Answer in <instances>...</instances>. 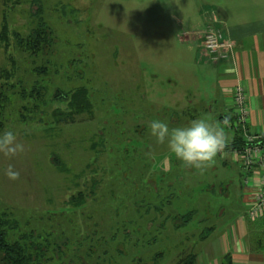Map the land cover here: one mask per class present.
<instances>
[{"label":"rangeland","instance_id":"1","mask_svg":"<svg viewBox=\"0 0 264 264\" xmlns=\"http://www.w3.org/2000/svg\"><path fill=\"white\" fill-rule=\"evenodd\" d=\"M41 3L38 17L34 0H0V32L3 17L9 27L7 47L0 37V89L8 95L0 133L16 132L25 149L0 154V214L18 224L9 240L32 233L39 244L49 241L45 264H180L189 253L197 261L212 257L210 243L241 213V168L223 169L219 152L200 168L186 166L151 136L148 124L160 119L173 128L204 118L226 133L204 106L216 90L212 73L184 39L208 12L247 9L255 16L264 0ZM40 18L54 43L33 54L18 42ZM201 35L204 40L206 32ZM78 87L88 89L90 112L58 123L59 111L71 109L49 98L57 88ZM10 164L20 174L16 180L5 175ZM79 191L76 204L71 196Z\"/></svg>","mask_w":264,"mask_h":264},{"label":"crops","instance_id":"2","mask_svg":"<svg viewBox=\"0 0 264 264\" xmlns=\"http://www.w3.org/2000/svg\"><path fill=\"white\" fill-rule=\"evenodd\" d=\"M217 11L218 14L215 11L206 13L203 20L196 24V31L184 40L190 45L188 48L197 51L202 64L200 66L209 67L206 71L209 76L212 73L211 77L215 81L214 97H207L204 106L211 108L209 112L215 113L226 129V144L224 152H219V164L223 169L238 165L243 173L244 184L240 200L241 213L218 234L217 243H210L208 255L212 257L198 260L199 263L196 260L194 264H226L229 261L227 256L231 264H264V212L254 220L248 216L260 187L258 168L248 167L243 159L248 136H264V9L255 16H248L247 9L229 12L220 8ZM233 13L238 14L233 16ZM208 28L218 31L222 36V42L228 46L223 53L206 52L201 47V34ZM238 85L243 86L247 94L245 128L229 127L225 123V119L229 123L236 122L233 92ZM213 108H217V111L214 112ZM229 144L235 148L227 147ZM224 213L220 212L219 218H223Z\"/></svg>","mask_w":264,"mask_h":264},{"label":"trees","instance_id":"3","mask_svg":"<svg viewBox=\"0 0 264 264\" xmlns=\"http://www.w3.org/2000/svg\"><path fill=\"white\" fill-rule=\"evenodd\" d=\"M34 3H36L38 6L37 11H35L34 15H37L39 17V15H41L43 11L41 0H34ZM15 36L19 41L23 39L18 33H16ZM0 37L2 40L6 41H3V45L4 47H7L9 45V43L7 42L9 38V27L6 22V17H3V26L0 32ZM53 41L54 37L52 29L42 20V18H40L37 26L32 29V31L25 38V42H18V44L26 46V48L33 54H39L41 52H44V50H49L54 43ZM39 71L44 72L45 67L41 66ZM5 76H9V72L7 71V69L5 72ZM42 95L43 94L38 95L40 97L37 101L42 102ZM88 98H90V95L86 87H78L74 89L72 88L67 91L62 90L61 88H57L54 94H52L51 98H49V100L58 102L59 104L64 103L67 109H71L68 111H59L61 112L60 114L63 115V119L58 120L57 122H74V118L77 113L88 110L90 112V105L92 104V102H90ZM7 99L8 95H5L3 89L1 88L0 118L2 117V111ZM1 126H3V123L0 121V128ZM226 146L235 148V146L230 144ZM81 196H83V192L79 191L76 195H72L71 199L73 201L75 200L74 203L78 204V199H81ZM5 216V214H0V264H45L46 262H48V260H50V257L47 256V253L45 251L46 249H44L43 247H48L49 241H47L46 244H39L33 239L32 233H28L27 237L25 236L26 238H23L22 240L18 238L12 243V240H9L10 234H8V231L10 229L18 227V224L16 223V220H11L9 218L5 220ZM190 220V216L187 217L184 221V225H186L185 223L190 222ZM28 238L30 239V242L28 241ZM196 258L197 255L195 253L186 254V256L181 260L180 264H194ZM226 258L229 260L226 264H231L230 257L227 256Z\"/></svg>","mask_w":264,"mask_h":264},{"label":"clouds","instance_id":"4","mask_svg":"<svg viewBox=\"0 0 264 264\" xmlns=\"http://www.w3.org/2000/svg\"><path fill=\"white\" fill-rule=\"evenodd\" d=\"M148 129L157 142L166 143L168 150L178 160L193 168H200L213 160L226 144L223 129L204 118L193 119L187 125L173 128L160 119H153L148 124ZM24 150V145L18 142L16 132L6 130L0 133V154L11 157ZM5 175L16 180L20 174L10 164L5 169Z\"/></svg>","mask_w":264,"mask_h":264},{"label":"built area","instance_id":"5","mask_svg":"<svg viewBox=\"0 0 264 264\" xmlns=\"http://www.w3.org/2000/svg\"><path fill=\"white\" fill-rule=\"evenodd\" d=\"M203 42L206 52L210 53H223L227 49V45L222 42V36L218 31L208 28ZM247 94L243 86L238 85L233 92L234 106L237 111L236 122L226 125L229 127H247V109L245 107ZM248 144L243 149V159L248 167L256 166L259 174V191L257 199L251 204L248 211V216L251 219H256L264 212V136L250 134L248 136ZM223 148L219 152H224Z\"/></svg>","mask_w":264,"mask_h":264}]
</instances>
